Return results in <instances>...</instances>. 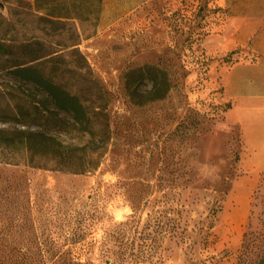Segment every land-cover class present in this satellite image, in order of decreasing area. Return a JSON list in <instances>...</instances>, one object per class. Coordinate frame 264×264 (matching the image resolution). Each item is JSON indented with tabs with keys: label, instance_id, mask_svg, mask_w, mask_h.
<instances>
[{
	"label": "rangeland",
	"instance_id": "1",
	"mask_svg": "<svg viewBox=\"0 0 264 264\" xmlns=\"http://www.w3.org/2000/svg\"><path fill=\"white\" fill-rule=\"evenodd\" d=\"M0 1L5 14L34 4ZM60 1L81 6L78 46L109 93L113 134L83 174L0 148V264H264V155L226 121L236 93L249 94L232 76L255 60L248 38L231 47V16L264 0ZM15 20L8 36L40 32ZM145 63L166 68L172 88L137 105L126 73ZM16 88L0 72V127L15 126Z\"/></svg>",
	"mask_w": 264,
	"mask_h": 264
},
{
	"label": "trees",
	"instance_id": "2",
	"mask_svg": "<svg viewBox=\"0 0 264 264\" xmlns=\"http://www.w3.org/2000/svg\"><path fill=\"white\" fill-rule=\"evenodd\" d=\"M71 5L34 0L32 8L10 6L6 14L0 9V72L18 85L10 109L15 126L0 127V148L12 156L22 153L32 167L83 174L99 165L113 130L109 93L78 46L73 21L81 6ZM17 15L29 18L40 32L8 36ZM126 76L125 93L137 105L164 99L172 88L169 71L157 63Z\"/></svg>",
	"mask_w": 264,
	"mask_h": 264
},
{
	"label": "crops",
	"instance_id": "3",
	"mask_svg": "<svg viewBox=\"0 0 264 264\" xmlns=\"http://www.w3.org/2000/svg\"><path fill=\"white\" fill-rule=\"evenodd\" d=\"M232 20L240 22L236 35L233 38L231 47L236 44L245 43L248 45L255 60L248 64L240 65L237 73L232 76L233 82L242 87L247 83L249 94L236 93L237 104L229 109L226 121L229 123L238 122L248 144L260 151L264 155V10H253L245 13H238L231 16ZM242 23V24H241ZM209 47V46H208ZM211 47V46H210ZM247 70L246 76L242 70ZM241 70V72H240ZM229 76L226 78L229 82ZM256 155L255 159L262 158ZM255 162H258L257 160Z\"/></svg>",
	"mask_w": 264,
	"mask_h": 264
},
{
	"label": "clouds",
	"instance_id": "4",
	"mask_svg": "<svg viewBox=\"0 0 264 264\" xmlns=\"http://www.w3.org/2000/svg\"><path fill=\"white\" fill-rule=\"evenodd\" d=\"M218 171L217 169H215L214 167H210V168H206L205 172H204V176L206 179H212L214 176V173Z\"/></svg>",
	"mask_w": 264,
	"mask_h": 264
},
{
	"label": "water",
	"instance_id": "5",
	"mask_svg": "<svg viewBox=\"0 0 264 264\" xmlns=\"http://www.w3.org/2000/svg\"><path fill=\"white\" fill-rule=\"evenodd\" d=\"M3 5V3L0 1V6Z\"/></svg>",
	"mask_w": 264,
	"mask_h": 264
}]
</instances>
